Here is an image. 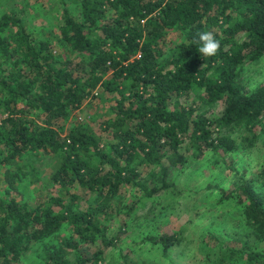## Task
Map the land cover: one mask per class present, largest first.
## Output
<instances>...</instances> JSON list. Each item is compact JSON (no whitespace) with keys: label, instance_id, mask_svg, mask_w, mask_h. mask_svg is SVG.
<instances>
[{"label":"trees","instance_id":"1","mask_svg":"<svg viewBox=\"0 0 264 264\" xmlns=\"http://www.w3.org/2000/svg\"><path fill=\"white\" fill-rule=\"evenodd\" d=\"M59 1L62 53L18 13L0 14V264H19L35 245L44 264H95L115 245L105 221L126 188L177 191L183 143L222 156L236 146L223 130L243 129L248 147L264 133V85L240 80L244 64L264 56V0ZM205 31L220 42L212 57L198 51ZM189 93L196 106L177 102ZM95 94L112 95L109 116L72 121ZM24 183L46 194L32 204ZM77 190L90 195L85 205ZM218 193L238 205L256 244L220 245L214 264H264V164ZM148 237L163 253L178 242Z\"/></svg>","mask_w":264,"mask_h":264},{"label":"rangeland","instance_id":"2","mask_svg":"<svg viewBox=\"0 0 264 264\" xmlns=\"http://www.w3.org/2000/svg\"><path fill=\"white\" fill-rule=\"evenodd\" d=\"M59 0H0V14L16 12L25 21L30 32L40 38H50L54 53H62L54 39L55 25L59 21ZM172 32L168 38L174 39ZM242 84L249 90L264 85V56L246 62L240 74ZM184 106H196L192 93L177 99ZM111 94L94 95L76 110L72 121L91 123L109 116ZM223 108L217 102L210 114L218 115ZM209 114V115H210ZM104 140L111 142L107 132H100ZM235 140L236 146L222 156L211 150L200 152L189 143H183L180 151L187 157L186 163L177 169L176 192L161 191L145 196L135 188H126L116 204L114 213L105 221L108 235L115 237V245L103 249L95 264H214L222 247H255L256 242L245 231L244 220L239 215L238 205L232 201H220L219 189L231 190L241 180L253 178L264 164V133L258 141L248 147L243 140L241 128L222 132ZM35 165L45 166L41 162ZM26 193L34 192L38 201L46 194L44 188L31 187ZM5 183L0 177V195L4 196ZM81 198L80 204L90 196L83 190L75 191ZM15 194V193H14ZM16 195V194H15ZM36 199V200H35ZM35 200V201H34ZM175 235L178 242L163 253L160 245L151 244L148 236ZM219 239V240H217ZM225 245V246H223ZM95 246L91 247V251ZM264 249V242L258 243ZM90 256V255H89ZM72 261V256L70 257ZM19 264H44L35 245Z\"/></svg>","mask_w":264,"mask_h":264},{"label":"clouds","instance_id":"3","mask_svg":"<svg viewBox=\"0 0 264 264\" xmlns=\"http://www.w3.org/2000/svg\"><path fill=\"white\" fill-rule=\"evenodd\" d=\"M198 41L201 45L198 51L203 57H212L220 49V42L211 31L198 33Z\"/></svg>","mask_w":264,"mask_h":264}]
</instances>
